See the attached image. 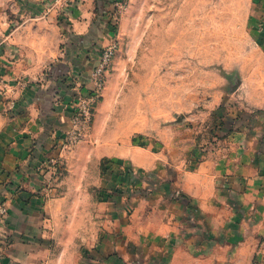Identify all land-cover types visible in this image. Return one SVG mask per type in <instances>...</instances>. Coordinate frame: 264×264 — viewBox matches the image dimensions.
Returning a JSON list of instances; mask_svg holds the SVG:
<instances>
[{
  "label": "rangeland",
  "instance_id": "obj_1",
  "mask_svg": "<svg viewBox=\"0 0 264 264\" xmlns=\"http://www.w3.org/2000/svg\"><path fill=\"white\" fill-rule=\"evenodd\" d=\"M257 7L0 0V38H13L0 48L18 60L16 84L34 88L44 121L31 190L42 200L22 205L44 230L37 260L264 264ZM109 45L115 53L96 92L81 62L92 56L94 69ZM46 84L64 108L48 106ZM58 110H69L61 129L51 116Z\"/></svg>",
  "mask_w": 264,
  "mask_h": 264
},
{
  "label": "crops",
  "instance_id": "obj_2",
  "mask_svg": "<svg viewBox=\"0 0 264 264\" xmlns=\"http://www.w3.org/2000/svg\"><path fill=\"white\" fill-rule=\"evenodd\" d=\"M255 4L258 5V9L252 21L257 30V37L258 39L261 37L262 41L264 0H255ZM4 42H13V38H0V45ZM3 50L2 46L0 48V264H45L40 259L37 260L43 249L40 243L44 230L38 228L36 217L32 213H25L29 211L28 207L22 206L26 202L34 203L42 200L33 197L32 191L40 180L36 168L43 156L40 145L43 137L40 129L43 128L44 121L35 99L32 98L34 88L20 87L16 84L15 80L20 75L18 60L9 58ZM95 63L96 59L92 56L84 64L83 61L81 62L83 78L88 79L87 82H90ZM3 78L5 80L8 78L9 85L2 80ZM42 92L44 93V90ZM46 101L50 107L51 105L55 108L59 107L58 109L63 107L61 100L53 103L47 84ZM62 111L64 110L52 111L51 115L58 120L59 123L56 122L55 125L60 129L69 120L66 115L69 114V110ZM49 136L50 134L46 136V140L50 141ZM21 220L26 221V227H20Z\"/></svg>",
  "mask_w": 264,
  "mask_h": 264
},
{
  "label": "built area",
  "instance_id": "obj_3",
  "mask_svg": "<svg viewBox=\"0 0 264 264\" xmlns=\"http://www.w3.org/2000/svg\"><path fill=\"white\" fill-rule=\"evenodd\" d=\"M115 53V46L109 45L107 46L102 55L100 56L99 62L93 69V82H94V91L100 92L104 86V75L106 69ZM89 117L88 113L86 118ZM78 119L75 118V120Z\"/></svg>",
  "mask_w": 264,
  "mask_h": 264
}]
</instances>
